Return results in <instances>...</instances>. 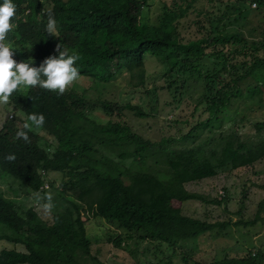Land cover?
Returning <instances> with one entry per match:
<instances>
[{"label":"trees","instance_id":"16d2710c","mask_svg":"<svg viewBox=\"0 0 264 264\" xmlns=\"http://www.w3.org/2000/svg\"><path fill=\"white\" fill-rule=\"evenodd\" d=\"M196 2L163 4L158 22L149 24L142 15L147 0H13L17 11L6 42L12 45L18 62L31 59L39 67L47 57L58 55L55 47L64 43L79 54L76 67L82 76L104 83L124 69L138 86L144 82L148 54L166 66L170 80L165 88L179 92L190 77L202 81L198 104L204 106L206 116L181 136L190 139L188 145L155 154L158 166L154 170L136 171L105 155L100 146L120 147V158L140 157L135 146L138 135L125 121L126 111L137 117L149 115L140 106L90 101L74 89L58 95L39 86L29 87L25 93L19 88L9 104L23 117L8 118L0 125V176L8 174L22 186L42 192L48 188L43 187L45 183L53 186L46 179L48 172H58L57 188L66 205L45 219L37 202L22 208L0 190V226L9 230L0 233V239L20 247L0 249V264H104L92 251L83 211L124 230L123 237H115L116 246L123 238L134 239L136 245L150 243L162 254L164 246L169 255L160 259L168 264L172 257L190 264L185 253H178V243L229 225L264 221V197L250 220L208 221L181 209L182 202L195 198L184 190L186 182L251 166L264 157V121L255 122L251 133L225 125L238 111L235 104L239 101L264 107L262 85L250 81L254 70L264 66V42L243 36L242 24L228 28L244 20L247 2L261 7L264 0H228L217 12L196 9ZM44 8L57 20L56 37L46 31ZM191 11L196 13L193 24L198 36L187 38L179 27ZM205 57L214 59L211 68H202ZM95 108L108 117L105 123L89 117L88 112ZM31 113H42L46 121L38 129L41 132L35 127L28 132L31 142L26 143L17 140L16 133ZM139 142L141 146L157 144L142 138ZM8 154L15 155V161L5 160ZM192 263L264 264V244L240 256L225 254Z\"/></svg>","mask_w":264,"mask_h":264},{"label":"rangeland","instance_id":"374dc122","mask_svg":"<svg viewBox=\"0 0 264 264\" xmlns=\"http://www.w3.org/2000/svg\"><path fill=\"white\" fill-rule=\"evenodd\" d=\"M171 1L147 0V6L144 7L142 13L143 19L149 24H156L161 17L163 4H171ZM227 1L198 0L195 3V8L217 12L218 8ZM245 6L247 12L244 20L238 25L228 28L237 29L242 24L240 32L243 36L251 41L264 42V6L258 7V4L253 2H247ZM195 16L194 11L189 12L179 27V31L187 38L198 36L196 26L193 24ZM214 63V59L205 57L202 68H211ZM144 67V82L138 86L132 84L129 73L122 69L110 81L104 83L81 75V79L69 88L82 92L90 101L130 102L140 106L149 114L146 117H137L129 111L125 113L126 123L138 135L135 146L139 150L140 157L131 154L120 158L118 155L122 150L120 147L100 146V150L105 155L119 160L128 168L136 171L154 170L158 166L154 161L155 154L167 152L173 147L188 145L190 139L183 140L181 136L192 124L206 116V113L203 112L204 106L198 104L203 90L202 81L199 78L195 76L188 78L184 88L176 92L172 87L165 88L170 79L163 63L147 54L144 58ZM250 81L259 82L264 89V66L254 70ZM26 90V87H21L23 93ZM235 105L239 109L235 114H232L233 119L225 124L227 127H238L243 132L251 133L254 131L255 122L264 121V107H250L242 101ZM88 115L98 123H105L108 120V117L99 108L89 111ZM15 116L23 117L9 102L6 105H0V125L4 120L14 119ZM34 130L41 132L36 128ZM139 138L157 142V144L141 146ZM161 138H165L167 141L158 142ZM124 148L133 152V149L127 145ZM46 179L53 182V186L49 185L46 190L38 192L42 195L49 192L53 194L56 203L55 212L66 205L57 188L61 174L50 171ZM183 188L195 197L181 203L182 212L186 215L208 221L250 220L254 217L257 203L264 197V157L251 166L239 167L232 171L220 172L212 177L186 182ZM0 190L8 197L13 198L22 208L35 205L37 202L36 191L22 186L8 174L0 176ZM243 190H246L245 197L242 196ZM224 195L226 197H223ZM37 208L43 218L50 219L51 216H45L38 206ZM83 218H88L86 235L91 240L92 251L98 253L104 264H168L160 259L162 255H169L164 246L162 247L165 250L163 254L159 250H155L150 243L143 242L136 245L134 239L125 240L123 238L119 246H116L114 239L116 236L123 237V229L109 224L100 217L91 216L85 211H83ZM3 232L8 233L9 230L0 226V233ZM263 244L264 221H259L253 225H229L222 230H212L194 240L178 243L177 248L178 253H185L190 258V264H193V261L205 263L225 254L240 256ZM2 248L20 247L0 239V249ZM148 248L150 251L147 250ZM153 252L156 253L155 256ZM171 259L170 264H181V260L177 257Z\"/></svg>","mask_w":264,"mask_h":264},{"label":"clouds","instance_id":"9594fccd","mask_svg":"<svg viewBox=\"0 0 264 264\" xmlns=\"http://www.w3.org/2000/svg\"><path fill=\"white\" fill-rule=\"evenodd\" d=\"M17 6L13 0H3L0 4V105H6L14 92L21 87L40 88L63 95L69 88L81 79V74L76 67L80 56L74 50H70L64 43H58L55 53L47 57L39 67H35L34 61L18 62L14 59L15 52L10 43L6 42L7 35L13 30L12 20L16 16ZM41 14L47 15L46 31L50 36L56 37L57 20L50 9H43ZM46 121L40 113H31L20 130L16 133V139H23L30 143L28 132L33 127L40 129ZM15 155L8 154L5 160L15 161ZM39 209L45 216H51L56 209V203L52 193H35Z\"/></svg>","mask_w":264,"mask_h":264},{"label":"built area","instance_id":"2783aa9c","mask_svg":"<svg viewBox=\"0 0 264 264\" xmlns=\"http://www.w3.org/2000/svg\"><path fill=\"white\" fill-rule=\"evenodd\" d=\"M42 173L44 174V172L42 171ZM43 187L44 188H47L48 187V185L45 183L44 185H43Z\"/></svg>","mask_w":264,"mask_h":264}]
</instances>
